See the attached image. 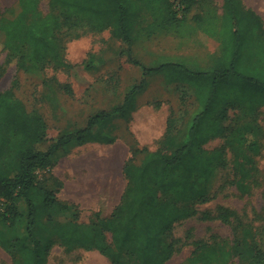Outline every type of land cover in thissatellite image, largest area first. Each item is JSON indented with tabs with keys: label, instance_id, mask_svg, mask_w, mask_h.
<instances>
[{
	"label": "trees",
	"instance_id": "16d2710c",
	"mask_svg": "<svg viewBox=\"0 0 264 264\" xmlns=\"http://www.w3.org/2000/svg\"><path fill=\"white\" fill-rule=\"evenodd\" d=\"M39 3L40 0H17L11 9L0 11V34L5 37L4 48L8 49L6 61L18 52L19 64L27 68L24 59L30 55L29 49L42 54V59L47 57V53L59 59L61 46L55 31L63 25H88L92 30L109 27L116 37L131 47L139 37L137 28L143 21L141 8L145 4L161 7L170 14L174 12L168 19L163 16L162 23L179 20L171 0H49L51 11L47 14L39 9ZM199 3V0H178V10L187 15ZM194 14L193 18L200 21L202 17ZM204 14L210 17L209 11ZM223 14L240 26L233 28L228 38L220 34L222 18L204 27V32L217 38L220 44V53L212 64L190 67L185 61L176 59L156 67H143V78L130 88L121 104L97 110L88 117L85 126L70 128L46 148L42 146L48 140L46 119L29 111L12 89L0 90V246L11 256V264H49L52 242L44 243L34 233L45 215L48 220L56 221L54 225L64 236L61 244L68 250L97 249L109 257L112 264H123V249L132 245L139 258H147L157 254L162 235L169 232L175 222L195 216L199 213L196 205L212 198L208 182L215 168L224 167L227 160L224 148L208 151L202 145L224 134L226 128L221 122L227 118L228 108L239 109L245 116L255 118L264 107V20L247 7L244 0H224ZM133 62L140 65L136 60ZM3 69L4 66H0V77ZM184 72L190 78L186 76L185 80ZM159 73L170 75L169 79L183 83L186 88H193L198 105L180 128L172 126L174 117L168 119L164 151L139 150L137 144L132 143V155L124 167L127 187L112 216L103 219L96 214L90 223L78 222V217L73 218L77 208L57 198L61 182L55 179V184L48 186L36 179L35 169L52 166L75 146L93 140L89 137L92 133H107L110 135L108 141L114 142L117 135L103 128L119 117L130 119L136 106V95L144 89L151 75ZM251 129L249 133L258 135L253 127ZM251 144L255 146L256 139ZM143 151H146L145 159L137 164L135 155ZM12 155H17V159L10 160ZM153 162L162 163L163 172L180 173V179L162 178L161 186L171 188L176 198H181V208L170 210L172 205L158 202V196L149 192L147 176L152 174V170L148 168ZM247 176L249 174H242L235 181L244 193L250 191ZM22 201L26 203V209L21 212L18 206ZM123 209L125 219L117 227H111ZM53 213L57 216L53 217ZM201 215L204 219L214 217L209 211H203ZM217 216L225 222L232 221L229 209L223 208ZM20 223L23 224L18 233L11 234L8 229ZM106 229H111L113 242L107 241ZM254 235L249 224L238 221L231 250L197 241L192 261L226 264L235 253L244 259H241V264H264V249ZM173 247V242L167 245L168 254L158 264H164Z\"/></svg>",
	"mask_w": 264,
	"mask_h": 264
},
{
	"label": "rangeland",
	"instance_id": "374dc122",
	"mask_svg": "<svg viewBox=\"0 0 264 264\" xmlns=\"http://www.w3.org/2000/svg\"><path fill=\"white\" fill-rule=\"evenodd\" d=\"M16 1L0 0V11L11 9ZM171 2L174 10H177V22L170 23L168 20L162 23L163 16L168 19L174 12H164L160 5L157 6L159 8L146 4L142 6L143 21L137 28L139 37L131 47L116 37L109 27L92 30L88 25H63L55 31L56 40L61 46V57L56 59L47 53V57L42 59V54L29 49L30 55L24 59L27 68L19 64L18 52L6 61L8 49L4 48L5 37L0 34V66H4L0 90L12 89L29 111L49 122L51 134L56 135L57 127L62 134L77 125H85L88 116L97 110L121 104L130 88L143 78V67L159 66L166 61V57L183 60L190 67L209 66L219 55L220 44L217 38L204 32V27L222 18L220 34L228 38L232 29L239 28L240 23L233 22L231 17L223 14V0H199L200 3L187 15L178 10V0ZM245 4L254 8L258 15L257 11L262 8L264 18V0H245ZM39 9L44 14L50 12L49 0H40ZM206 11L210 12L209 18L204 14ZM194 13L202 17L200 21L199 18H193ZM244 31L243 28L242 35ZM248 33L249 30L246 35ZM183 75L190 78L186 72ZM169 76L162 73L151 75L147 85L136 95V106L131 118L119 117L103 130L114 132L120 138L118 144L123 146L125 141L130 145L136 143L139 150L164 151L163 139L168 132V119L174 117L172 126L180 128L198 105L193 88H186L183 83L178 84L173 78L169 79ZM240 113L239 109L228 108V116L221 122L226 128L224 134L202 145L208 151L224 148L227 160L224 167L215 168L208 182L212 198L196 205L198 214L180 219L169 232L162 235L157 254L139 258L133 246L129 245L123 249V264H158L168 254L167 245L172 242V254L164 264H200L192 261L195 242L206 241L219 249L231 250L238 221L252 227L254 239L264 249V107L255 118ZM59 118L63 120L60 125L57 123ZM248 127H253L258 135L249 133L252 129ZM89 137L93 139L91 141L102 139L106 143L110 139V135L102 131L96 135L92 133ZM254 139L257 141L255 146L251 144ZM145 156L146 151L137 153L136 163L141 164ZM16 159L17 155L10 157V160ZM149 166L148 169L152 170V174L147 176L149 192L158 196V202L172 205L170 210L181 208V198H176L171 188L161 186L162 178L180 179V173L163 172L160 162H153ZM242 174H249L246 177L250 183L249 192H242L236 185L235 181ZM223 208L232 212L231 222H225L217 216ZM18 209L24 211L26 203L20 202ZM203 211H209L214 217L202 218ZM125 213L123 209L122 215L117 216L111 227L120 225ZM77 215L78 212L74 213L73 218H77ZM52 216H57V213ZM47 218L45 215L34 233L44 243L52 242L49 264H112L110 258L97 249H66L61 244L64 236L53 223L56 221ZM23 223L9 228V232L18 233ZM105 232L107 241L113 242L111 229ZM241 259L232 253L226 264H241ZM11 263V256L0 246V264Z\"/></svg>",
	"mask_w": 264,
	"mask_h": 264
},
{
	"label": "crops",
	"instance_id": "0c3cea01",
	"mask_svg": "<svg viewBox=\"0 0 264 264\" xmlns=\"http://www.w3.org/2000/svg\"><path fill=\"white\" fill-rule=\"evenodd\" d=\"M261 9L257 12L263 18ZM166 61L172 59L166 57ZM47 123L48 140L42 145L43 148L61 134V129L57 127L56 135H52L49 122ZM57 123H63L62 118ZM83 126L85 125H77ZM119 140L117 137L114 142L88 141L77 145L52 166L36 168V179L51 187L55 184V179L61 182L56 192L57 198L77 208L78 222L90 223L96 214L103 219L109 218L120 204L126 190L128 179L124 167L132 153V144L123 141V146L118 144ZM69 214L70 212L67 215Z\"/></svg>",
	"mask_w": 264,
	"mask_h": 264
}]
</instances>
